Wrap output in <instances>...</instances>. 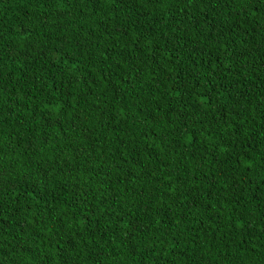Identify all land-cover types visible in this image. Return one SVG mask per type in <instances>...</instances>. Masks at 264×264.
<instances>
[{
	"label": "trees",
	"instance_id": "1",
	"mask_svg": "<svg viewBox=\"0 0 264 264\" xmlns=\"http://www.w3.org/2000/svg\"><path fill=\"white\" fill-rule=\"evenodd\" d=\"M0 264H264V0H0Z\"/></svg>",
	"mask_w": 264,
	"mask_h": 264
}]
</instances>
